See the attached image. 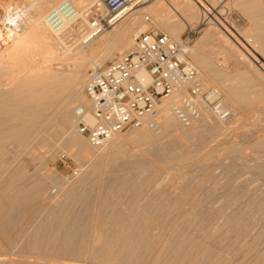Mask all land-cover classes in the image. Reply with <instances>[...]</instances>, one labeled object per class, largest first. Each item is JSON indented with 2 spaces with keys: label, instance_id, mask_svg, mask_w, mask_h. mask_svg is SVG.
<instances>
[{
  "label": "rangeland",
  "instance_id": "374dc122",
  "mask_svg": "<svg viewBox=\"0 0 264 264\" xmlns=\"http://www.w3.org/2000/svg\"><path fill=\"white\" fill-rule=\"evenodd\" d=\"M35 1H28L27 5L39 3V0L37 3ZM63 1L66 0H60L57 6ZM159 1L148 0V3H144V6L151 4L148 9L120 20L121 26H131L126 45L122 40L114 43L108 40L116 31L114 27L117 24L106 28L100 33L103 37L90 44L101 45L104 49L99 47L95 54L83 59L82 62L87 65L81 90L85 93L89 71L95 66L90 61L105 64L123 56L132 47V32L138 25L180 39L189 25L204 22L195 42L192 62L201 70L208 86L220 89L225 102L231 85L237 88L232 90L238 91L247 84L250 91L240 89L244 95H236L243 103L241 100L234 105L226 102L233 111L227 121H218L206 113L203 120L194 126L183 127L178 121L175 131L146 143L131 139L140 130L123 132L118 136L126 139L127 145L118 156H112L109 149L111 144L102 149L94 148L87 137L75 129V108L86 101L84 97L79 101L70 100L75 120L65 127L69 131L62 128L60 121L57 122L60 119L55 118L49 125L53 129L46 127L39 137L40 141L38 138L32 145L27 143L29 147L15 146L7 138L5 141L9 143H4L5 148L0 145V149H6L8 156L2 153L3 150L0 153L6 157L2 160L8 166L9 174L5 175L6 168L1 162L5 174L1 170L3 173H0L5 176L0 174L4 176H0V186L8 183L5 182L9 179L7 177L22 170L25 175L19 176V183H13L9 194H15L19 188L33 187L31 185L39 179L40 182L43 180V185L40 184L38 189L41 194L30 197L12 210L9 216L0 219V264H154L156 257L161 259L157 260L158 264H193L194 259L198 262L194 264H231L230 261H233L232 264H257L262 256L261 263H264V66H260L264 63V0H209L207 6L193 9L184 18L169 16L168 24L163 25L154 18L153 13ZM138 5L143 7L142 2ZM172 12L175 13L172 10V15ZM207 12L211 16L206 19L203 13ZM145 16H150V23L145 22ZM9 26L3 25L4 32ZM27 45L31 47L34 43ZM54 45L60 60L52 59L50 65L57 69L61 67L65 75L69 74L72 68L70 61L65 63L59 58L65 51L59 50L57 39ZM109 48L119 50V55L109 57ZM234 91V94L238 93ZM7 129L9 127H0V133ZM51 129L54 133L59 129V135L52 133L53 137ZM74 134L87 141L91 153L81 158L76 155L71 140ZM1 138L0 144L4 141L3 136ZM1 201L0 206L4 204V200ZM65 205H72L74 212L68 223L59 229L62 209L67 207ZM98 217L102 218L104 225L100 224ZM56 231L60 235L55 243L53 233ZM41 232L43 234L38 236ZM35 240L38 247L33 245ZM82 240L88 241V244ZM155 248L162 254H154Z\"/></svg>",
  "mask_w": 264,
  "mask_h": 264
},
{
  "label": "bare ground",
  "instance_id": "6f19581e",
  "mask_svg": "<svg viewBox=\"0 0 264 264\" xmlns=\"http://www.w3.org/2000/svg\"><path fill=\"white\" fill-rule=\"evenodd\" d=\"M28 1L30 3L31 0H5V1L3 0L1 2V4H0V117L3 118V119L0 120V122L2 123V125L0 127H3V126H5L6 128L9 127V129H7L6 132L3 133V131H2V133H3L2 136L4 138V141L7 138H9V139H11L12 142L11 141L10 142L12 144L15 143V146L24 145V147L28 146L29 144L32 145V143H34L35 140L37 141V139L42 135V132L45 131L46 127H50L49 125L54 122L55 118L60 119L58 121L56 119L55 121H57L58 123L60 121L61 125L63 126V127L62 126L61 127L63 129H65V127H67L68 125L73 123V120H75L76 115H74L75 117H73V113H71V110H72L71 106L72 105H71V101L70 100L73 99L74 101H79V99H83V97H84V100L86 99L87 102L85 101V102H83V104L78 105V106H84L85 108H88L90 106V101H89L88 97L86 96V93H84L83 90H81L82 86L85 83V79H86L85 78V73H86L85 72V68H86V65H87V63H84L82 61H83V59H85L86 56H89L91 54L92 55L95 54L96 51L99 49V47H102L101 45L92 46L90 44H92L93 42L94 43L97 42L98 39L103 37L100 34L102 31H100V32L97 31L94 34H92L87 40H85V41L82 40L75 48L66 50L65 53L63 55H61V57H59V58L63 59L62 62L66 63L67 61H70L69 65L71 64V66H72L71 70L68 69L70 71V73L69 74L67 73L65 75V73H63L64 71L63 72L61 71L63 68L58 67L59 69H57L54 66L52 67V65H50V64H52L51 63L52 59L55 60V61L58 59V57L56 55H59V54L57 53L58 51L56 52L57 49L55 48V45H54V40H56V39L58 40V38H57V34L55 32L56 28L51 27L50 24L47 22V18H48V14H49L48 11L51 10V9H52L51 11L57 10L58 7L60 6V4L57 6V3L60 0H39V3H37L38 0L37 1L34 0L37 4H28L27 5ZM66 1H70L76 7V9L78 10L77 16H79V17H84V12L87 9L91 8L92 6H94L96 4V0H66ZM63 2H65V1H63ZM140 2L143 3V7H142V5H138ZM208 2H209V0H161V2L156 4V6L153 8L154 18L157 19V21L159 23H161L162 25L163 24H168L169 16H177L179 18H184V15H186L187 13L192 11L193 9L194 10L195 9H199L200 6H207ZM144 3L145 4L148 3V0H135L134 2L129 4L123 11H121L117 16H115L113 18L114 19V21H113L114 23L110 27L115 26L117 24L114 27V29H116V31L114 33H112L111 36L108 38L109 41H111V42L113 41V43H114V42H116L118 40H122L124 45H126L127 40L129 39V37H128L129 33L128 32L131 29V26L129 27V25H123V24L121 26L120 20L122 18H124V17H129L130 18L132 15H135V14L139 13L141 10L151 6V4H147V5L144 6ZM155 3H156V1H155ZM155 3H154V5H155ZM170 7H172V10H174V12H175V13L172 12L173 15L171 14L172 10L170 9ZM3 12H4V14H2ZM101 14L103 16H106L105 15L106 14V10L104 8H102V13ZM204 16H206L205 18L207 19V18H210L211 14H208V12L207 13H203V17ZM148 17L150 18V16H148ZM146 18H147V16H145V22H146ZM86 21L89 23L90 26H92V24L88 20H86ZM134 21H133V23H134ZM69 23H70L69 21H66L65 25H68ZM148 23H150V22H148ZM5 24L6 25L7 24L10 25L9 26L10 28L9 27L6 28L5 32H4L3 25L5 27ZM145 29H147V27L138 25L137 28H135V30L132 32L133 33L132 34V40H133V36L135 34H138L139 32H141V31H143ZM106 30L107 29H105L104 31H106ZM174 30L177 31V28H175ZM97 35H98L99 38L98 37L94 38ZM91 39H92V41H90ZM101 40L103 41V39H101ZM31 42L34 43L35 46L33 45V46L30 47V46L27 45L28 43L30 44ZM103 42L106 43L105 41H103ZM102 48L104 49V47H102ZM107 50H108V52L110 51V54H107L109 57H112L113 55H116V54L119 55V53H120L119 50H113V49H110V48L107 49ZM194 53H195V47H194L193 54ZM192 55H191V57H192ZM54 57L55 58L57 57V58L54 59ZM59 60L60 59H58V62H59ZM58 62H56V63H58ZM90 63H93L94 65H98L97 60H91ZM260 66L261 67L264 66V63L262 62ZM65 72H66V70H65ZM142 75L145 76V74H142ZM66 76H68V77H66ZM252 80L254 81V79H252ZM243 84H244V82H243ZM246 85H245V87L240 88V89L243 90V89L247 88ZM239 86H237V87H239ZM227 87H228V85H227ZM231 88L233 89L234 87H232V85H231ZM231 88H229L227 90L226 102L234 105L235 103L240 102V100H241V102L243 103L242 99L239 98V97H242L243 92L239 88H238V91L237 90L234 91ZM234 89H237V88L235 87ZM249 89L247 88L245 90H249ZM239 90H240V92H239ZM232 91H234V92L237 91L238 93L234 94ZM245 92H247V91H245ZM239 93H241V94H239ZM237 94L239 95V97L236 96ZM68 100L70 101L69 102L70 104L68 103ZM177 100H178V94H174V95L166 97V98H164L162 100V102H161V104L159 106V110H158L159 119H160V114H161V117H162V119H160V123H161V130L160 131L156 132V131H153V130L148 129V128H141V129H138L140 131H138V133L135 136H133L131 139L133 141H136V142H139V143H146V142L154 140L158 136L160 137L162 134L164 135V133L175 131L177 129L179 119L177 118V116L173 112V105H174V103ZM239 105H241V104H239ZM75 111H76V108H75ZM87 120L89 122H91V118L88 117ZM57 122H55V123H57ZM58 123H57V125H59ZM74 123H77V118H76ZM50 128H52V127H50ZM63 129H61V130H63ZM75 129H76V126H75ZM47 130H49V129L47 128ZM58 130L55 131V133H54L53 130H52L53 132L52 131L51 132L49 131V132L51 133V135H53L52 133H54V135L56 134L55 136H58L59 135V133H58L59 131ZM4 131H5V129H4ZM66 131H64V133ZM2 133H0V134H2ZM61 134H62V132H61ZM54 135H53V137H54ZM117 136H114L107 144H105L102 147H97V146H95L93 144L92 145L94 146V148L97 147V148H101L102 149L103 147L111 144V145H109V149H110V151L112 153V156H115V155L118 156L121 152H123V150H125L124 148H126L125 145H127V144H126V139L124 140V139L120 138L119 136L118 137ZM67 137H69V136H67ZM44 138H45V136H44ZM70 138H71V136H70ZM161 138H162V136H161ZM71 140H72L73 145L76 148V151H77L76 155L78 157L81 158V157L86 156V153H91L90 145L87 143V141H85V139H83L79 135L74 134L72 136ZM4 141L3 142L1 141L2 144H0L1 146H4L3 148H5V144L4 143L8 142V141H5V142ZM39 141H40V138H39ZM127 141H128V139H127ZM27 143H28V145H27ZM69 144H71V143L69 142ZM6 146H7V144H6ZM234 149H236V148H234ZM1 150H3L4 152L2 151V153L5 154V150L6 149L5 150L4 149H0V152H1ZM232 150H233V147H232ZM2 153H0V156H2L1 155ZM4 154H3L2 158L0 157V165H1V162L4 163V161H5V160L4 161L2 160L3 157L5 155L8 156V153H6L5 155ZM105 155H107V154L105 153ZM101 157L103 158L104 155L101 156ZM4 158L6 159V157H4ZM102 158H100L99 160H101ZM8 159H9V157H8ZM102 162H103V160H102ZM7 163H8V161H7ZM4 165H5V163H4ZM4 165L2 164V166H4ZM6 166L7 165L4 166V169L6 168ZM7 169L8 168L5 169L6 172H7ZM0 170L4 172V170L1 169V166H0ZM3 172H1V173H3ZM8 172H7V174H5V172H4V174L8 175L9 174ZM23 172H24V170H22V171H20L18 173L12 174V176H10L11 175L10 174L9 175L10 177L6 176L9 179H7L8 181H5V180L4 181L8 182V183L3 182L5 184L4 185L1 184V186L3 185L2 187L0 186L1 187L0 203H2L1 200H4V204H2L0 206V219L9 216V213L12 210H15L16 208L20 207L21 204H23L27 199H30V197L34 198L36 195L41 194V193L38 192V189L40 188V184H42L41 182L43 180L40 182V179L34 185L33 184L31 185L33 187H27L26 189H20L19 188V190H17L18 192H16L15 194L14 193L13 194H11V193L9 194L10 188L12 189L11 186H14L13 183L15 181H18V183H19L20 180H17L19 178V176L25 175ZM4 174H1V175H4ZM4 176H1V177L4 178ZM1 177H0V181H1ZM1 183H2V181H1ZM16 188H18V187H16ZM28 188H31V189H28ZM35 191H37V192H35ZM77 197H79V196H77ZM65 206H67V207H64V209H62L63 210L62 216L60 215L61 216V218L59 219L60 221L58 220L60 222L59 223V229L64 224L68 223V221H69V219H70V217L72 215V211H73L72 210L73 209L72 205H70V206L69 205H65ZM101 217H103V216H101ZM101 217H98L99 219H97V220H99L100 224L102 225L103 221H102ZM124 223H127V222H124ZM53 224H51V226ZM70 225H71V223H70ZM103 225H104V223H103ZM93 226H94V224H93ZM67 227H68V225H67ZM172 227H174V226H172ZM172 227H170V229ZM72 228H74V227H72ZM95 228H97V227L95 226ZM129 229H127V230H129ZM38 230L41 231L40 229H38ZM147 230H149V229H147ZM171 230H173V228ZM97 231L98 230H96V232L95 231L94 232L97 233ZM175 231H176V229H174V232ZM59 232H61V230H59ZM127 232H129V231H127ZM37 233H35V234H37ZM42 234L43 233L41 232V233H39L38 236H40ZM53 234H55V237L52 236L53 237V241L55 242V241L58 240V235H60V234L57 233V231L55 233H53ZM123 234H124V232H123ZM49 235H51V234H49ZM131 235H133V233ZM131 235H129V236H131ZM146 236H147V234H146ZM52 237H51V239H52ZM173 237L174 236H172V238ZM96 238H98V237H96ZM145 238L144 239L140 238V239L145 240ZM257 238H258V236H257ZM46 239L48 240V238H46ZM66 239L68 241V238H66ZM183 240H185V239H183ZM259 240H261V238ZM82 241H85V240H82ZM85 242H87V244H88V241H85ZM140 242H142V241H140ZM35 243L37 244L36 240L34 241V244H33L34 246L36 245ZM42 243H44V242H42ZM89 243H91L90 240H89ZM95 243H97V242H95ZM47 244H48V242H47ZM52 244H54V243H52ZM138 244H140V243H138ZM256 245H257V243H256ZM242 246H243V244H242ZM242 246H241V248H242ZM247 246H248V243H247ZM250 246L252 248V244ZM35 247H38V246L36 245ZM63 247H65V246H63ZM85 247H86V244H85ZM136 247L138 248V246H136ZM237 247L235 246V248H237ZM95 248H96V246H95ZM251 248H250V250H251ZM256 248H258V245L256 246ZM36 249L37 248H33L34 251H37V250L39 251V249H37V250ZM94 249H92V250H94ZM231 249H233V248H231ZM239 249L240 248L238 247V250ZM85 251H86V249H85ZM88 251L89 250H87V252ZM155 251L157 252L156 248H155ZM227 251H229V250H227ZM156 252H154V254H156V255L160 254V253H158V252L156 253ZM161 252H163V251H161ZM246 252H247V250H246ZM253 252L251 250V253H253ZM257 252L258 251H256V253ZM82 253H83V251H82ZM132 253H134V252H132ZM234 253H235V251L233 252V255H234ZM251 253H249V254L251 255ZM262 253L263 252L259 253L260 256H261ZM186 254L188 255V253H186ZM221 254H219V255H221ZM223 254H225V253H223ZM125 255H126V253H125ZM134 255H135V253H134ZM233 255H230V256H233ZM248 255H246V256H248ZM262 255H264V254H262ZM237 256H239V255H237ZM246 256L243 257V258H246ZM164 257H165V255H164ZM258 257H257V259H258ZM119 258H117V259H119ZM225 258H226V256H225ZM230 258H229V260H230ZM262 258H263V256H262ZM262 258H261V262H263ZM155 259L159 260V258H157V257ZM184 259H183V261H184ZM220 259H222V257ZM148 260H150V259H148ZM151 260H153V259H151ZM157 260L154 261L155 262L154 264H158ZM194 260H193L194 263H198V262H196ZM232 260H234V259H232ZM250 260H252V259H250ZM250 260H249V262H250ZM47 261H49V260H47ZM128 261H130V260H128ZM183 261H181V262H183ZM241 261H242V259H241ZM259 261L258 262L256 261L257 264L258 263L259 264H264V263H261ZM169 262H167V263H169ZM123 263H124V261H123ZM211 263H212V261H211ZM230 263L232 264L233 261H230ZM237 263H239V260H238ZM38 264H40V262ZM130 264H131V262H130ZM150 264H151V262H150ZM162 264H164V263H162Z\"/></svg>",
  "mask_w": 264,
  "mask_h": 264
},
{
  "label": "built area",
  "instance_id": "2783aa9c",
  "mask_svg": "<svg viewBox=\"0 0 264 264\" xmlns=\"http://www.w3.org/2000/svg\"><path fill=\"white\" fill-rule=\"evenodd\" d=\"M134 1L96 0L84 17L77 16L78 10L70 1L63 2L47 18L50 26L56 28L59 50L73 49L95 32L104 31ZM102 8L106 16L101 14ZM146 20L150 18L147 16ZM66 21L70 23L65 25ZM203 24L189 25L180 39L148 27L133 36L132 47L123 56L93 66L85 87L90 106H78L75 111L77 131L97 147L123 132L141 128L158 132L159 106L164 98L174 94H178V100L173 112L183 127L199 123L206 113L218 121H227L232 111L222 92L206 84L191 59Z\"/></svg>",
  "mask_w": 264,
  "mask_h": 264
}]
</instances>
